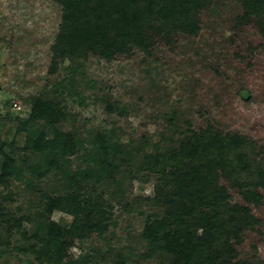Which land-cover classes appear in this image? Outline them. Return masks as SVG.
<instances>
[{
	"label": "rangeland",
	"instance_id": "obj_1",
	"mask_svg": "<svg viewBox=\"0 0 264 264\" xmlns=\"http://www.w3.org/2000/svg\"><path fill=\"white\" fill-rule=\"evenodd\" d=\"M207 1L194 30L158 37L147 51L133 44L113 59L82 51L56 60L64 7L0 0V264H173L146 236L165 216L160 180L172 186V168L164 174L151 156L212 126L247 136L264 160L260 16L247 17V0ZM57 131L72 137L73 152L48 143ZM219 182L229 204L257 219L234 241L237 259L264 264V188L259 204L248 203L224 174ZM90 216L94 230L74 232Z\"/></svg>",
	"mask_w": 264,
	"mask_h": 264
},
{
	"label": "trees",
	"instance_id": "obj_2",
	"mask_svg": "<svg viewBox=\"0 0 264 264\" xmlns=\"http://www.w3.org/2000/svg\"><path fill=\"white\" fill-rule=\"evenodd\" d=\"M55 1L64 7L61 31L53 46L56 60L82 51L113 59L130 50L129 45L133 44L147 51L158 37L168 41L176 30H194L200 10L208 3L207 0ZM246 8L247 17L260 16L264 34V0H247ZM42 104L44 101L38 100L35 108L44 109ZM213 130L216 131L211 126L201 135L193 132L165 158L153 155L150 159L152 165L163 168L164 174L168 167L172 168V186L163 188L160 185L163 178L160 180L157 195L160 198L165 190L166 212L161 220L146 227V236L153 249L174 254L173 264H241L234 241H241L243 232L257 222L249 207L229 204L230 196L219 179L224 174L233 186L240 188L248 203L259 204L263 198L259 188H264V160H258L256 150L248 149L254 141L247 136L224 135ZM55 138L48 142L54 149L73 152L70 135L57 131ZM44 142L37 139L30 143L38 148ZM90 200L85 199L84 206L90 205L97 212L98 200H93L95 206ZM91 221L90 216L83 227L74 225V232L83 228L93 231L95 225ZM199 227H204L202 236L197 233ZM61 231L57 229L56 233L59 235ZM197 252L202 258H197Z\"/></svg>",
	"mask_w": 264,
	"mask_h": 264
},
{
	"label": "water",
	"instance_id": "obj_3",
	"mask_svg": "<svg viewBox=\"0 0 264 264\" xmlns=\"http://www.w3.org/2000/svg\"><path fill=\"white\" fill-rule=\"evenodd\" d=\"M244 98H247L248 97V92H245L244 95H243Z\"/></svg>",
	"mask_w": 264,
	"mask_h": 264
}]
</instances>
